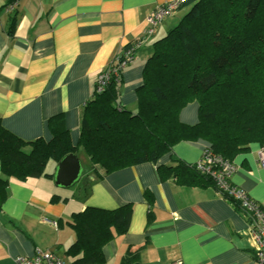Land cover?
Returning a JSON list of instances; mask_svg holds the SVG:
<instances>
[{"label":"crops","instance_id":"1","mask_svg":"<svg viewBox=\"0 0 264 264\" xmlns=\"http://www.w3.org/2000/svg\"><path fill=\"white\" fill-rule=\"evenodd\" d=\"M166 1L18 0L7 11V0H0L3 125L26 141L50 140L49 120L60 116L57 123L77 144L83 108L95 94L99 75L128 43L145 35L148 15ZM174 22L166 17L124 69V108L138 109V88L152 45ZM198 108L196 101L188 103L180 111L181 121L197 123ZM208 146L204 139L183 140L157 163L124 167L101 178L91 165L87 181L73 190L79 180L64 187L54 176L10 177L0 208V264H17L18 256L39 249L71 264L75 258L67 251L76 233L65 220L89 206L112 210L126 204L133 205L128 231L103 246L104 264H120L129 247L140 250V264H251L253 239L245 215L219 196L214 184L183 185L160 169L176 164L174 157L193 164ZM261 149L253 142L235 155L231 182L264 206ZM57 165L50 160L45 171L54 175Z\"/></svg>","mask_w":264,"mask_h":264},{"label":"trees","instance_id":"2","mask_svg":"<svg viewBox=\"0 0 264 264\" xmlns=\"http://www.w3.org/2000/svg\"><path fill=\"white\" fill-rule=\"evenodd\" d=\"M184 8L187 11L178 24L152 45L135 112L120 102L122 75L111 76L104 90H96L85 103L77 144L69 130L57 123L60 116L49 120L50 140L32 141L15 135L0 118L4 173L0 208L10 177L52 178L53 173L45 171L48 162L77 154L81 146L100 178L143 162L157 163L183 140H207L210 153L232 162L251 143L264 146V0H181L175 12ZM136 41L116 58L127 49H134L136 55L144 44L134 48ZM193 101L199 105V121L187 124L181 121L180 111ZM173 160L176 164L160 169L168 170L183 185L214 184L219 196L247 219L242 200L222 188L211 172L201 170L196 162ZM210 167L220 168L216 163ZM227 179L235 186L231 176ZM132 214V204L112 210L89 206L75 212L69 222L76 232L67 251L75 258L71 264H104L103 246L128 231ZM120 264H140V250L129 247Z\"/></svg>","mask_w":264,"mask_h":264},{"label":"built area","instance_id":"3","mask_svg":"<svg viewBox=\"0 0 264 264\" xmlns=\"http://www.w3.org/2000/svg\"><path fill=\"white\" fill-rule=\"evenodd\" d=\"M181 0H170L161 3L148 15L147 21L149 27L142 38L137 39L135 47H139L146 41L154 32L155 28L168 16L175 13L176 9L180 5ZM18 4V0H7L5 3V9L7 11L14 10ZM134 49H127L124 54H121L108 66L98 77L96 90L101 92L106 87L110 80V77H116L119 79L122 74L121 70H124L128 64H130L134 58ZM260 164L264 166V149L260 151ZM218 164L220 168L211 170L212 164ZM197 166L207 172H211L216 181L222 188L227 190L231 195L242 200V208L247 211V222L249 225L250 234L253 239L252 246V262L251 264H264V206L258 201L252 199L247 192L243 189L233 186L229 183L228 177H230L237 169L235 162L225 160L215 154L209 152L207 148L204 149L201 157L196 162ZM17 264H65L62 258L49 250H37L34 255H21L16 259ZM172 264H183L181 260H177Z\"/></svg>","mask_w":264,"mask_h":264},{"label":"water","instance_id":"4","mask_svg":"<svg viewBox=\"0 0 264 264\" xmlns=\"http://www.w3.org/2000/svg\"><path fill=\"white\" fill-rule=\"evenodd\" d=\"M82 171V163L76 153L65 155L57 165L54 174L55 182L58 185L69 187L79 180Z\"/></svg>","mask_w":264,"mask_h":264},{"label":"rangeland","instance_id":"5","mask_svg":"<svg viewBox=\"0 0 264 264\" xmlns=\"http://www.w3.org/2000/svg\"><path fill=\"white\" fill-rule=\"evenodd\" d=\"M187 11L186 8L184 9H181L177 12H175V14L171 15V16H168L170 18H172V20H174V24L172 25V27H174L176 24H178L181 16L184 14V12ZM78 157H80V160H81V163H82V171H81V176H80V179L79 181H77V183H75L70 190H73V189H76L78 188V186H80L81 184H83L85 181H87L88 179V173H89V170L91 168V163H90V160L87 156V153L86 151L84 150V148L81 146L79 148V152H78ZM199 160V159H198ZM197 160V161H198ZM196 161V162H197ZM232 176V175H231ZM71 220V218H68V221ZM68 221L65 220V223L68 224V226H70L72 229H73V232H75L74 228L69 225ZM76 235V234H75Z\"/></svg>","mask_w":264,"mask_h":264}]
</instances>
